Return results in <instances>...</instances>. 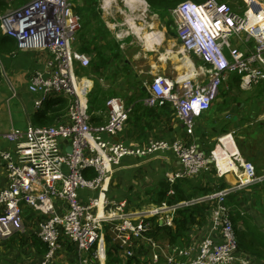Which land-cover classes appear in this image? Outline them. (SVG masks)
<instances>
[{
	"label": "built area",
	"instance_id": "2783aa9c",
	"mask_svg": "<svg viewBox=\"0 0 264 264\" xmlns=\"http://www.w3.org/2000/svg\"><path fill=\"white\" fill-rule=\"evenodd\" d=\"M245 2L247 8L243 13L218 0H183L169 9L178 31L181 52L200 58L202 65L186 67L187 72L182 76L156 74L146 83L148 96L144 103L150 106L171 103L187 135L194 131V119L212 105L227 74L237 73L242 87L264 81V6L257 1ZM117 23L110 27L116 29ZM147 26L150 29V25ZM80 28L81 17L71 0H0L1 31L13 38L20 50L43 53V60L38 58L42 67L34 69L29 79V90L40 93L34 107L39 109L52 95L68 99L64 120L51 125L29 123L24 131L14 128L0 131V139L13 144L11 149L0 148V160L8 179V185L0 188V238L21 231L23 207L40 212L43 217L39 220L37 235L46 245L41 264H49L63 238L72 241L81 254L101 241L103 222L118 220L119 230L132 239L143 240L155 250L152 260L156 263L161 252L158 242L147 234L151 229L149 219L155 218L170 226L179 208L207 201L212 206L211 229L222 240L216 242L205 236L195 247L173 246L165 256L166 263L261 264L256 257L239 249L233 213L228 204V196L234 189H242L259 179L250 161L240 162L233 187L177 203L162 201L134 213L124 210L125 201L116 202L113 209L105 211L106 203L109 204L104 197L105 184L114 167L127 156L145 157L162 150L171 151L179 167L168 176L170 183L197 175L212 161L215 164L218 161L213 152L207 155L195 142L113 140V136L123 131L132 113L131 105L119 96L106 99V120L92 124L86 87L81 81L85 79L75 71V63L81 68L90 65L87 53L74 48ZM127 32L119 29L116 37L122 40ZM242 32L255 40V50L245 52L230 44L229 37ZM165 54L172 55L167 51ZM88 169H93L95 176L87 177L85 171ZM83 189L95 190L98 194L85 204L80 198ZM56 199L65 203L61 213L57 210ZM126 253L131 255L132 250L128 248Z\"/></svg>",
	"mask_w": 264,
	"mask_h": 264
},
{
	"label": "crops",
	"instance_id": "0c3cea01",
	"mask_svg": "<svg viewBox=\"0 0 264 264\" xmlns=\"http://www.w3.org/2000/svg\"><path fill=\"white\" fill-rule=\"evenodd\" d=\"M113 1L115 0H102L101 9L106 10ZM220 1L228 3L238 13H243L247 8L245 0ZM235 1L238 3V10L233 3ZM252 1H257L264 6V0H248V2ZM143 2L144 8L137 0H123V8H119V12L126 16L131 34L138 41L128 32L122 40L116 37L110 41L108 36H99L97 41L106 44L102 52L106 62L103 66L92 67L94 73L92 76H90L91 74L82 76L80 71L91 68V59L96 47L87 54L90 57L88 67L81 68L78 63H75L76 73L85 79V81H81L86 87L85 97L91 117L101 123L106 120L105 105L95 108L88 103L91 92L101 93L106 97L119 96L131 105L132 113L123 131L113 136V140L125 143H145L151 139H163L169 142L180 139L195 142L208 155L213 152L218 157V164L212 161L207 169L200 171L197 175L170 183L168 176L179 167V163L171 151L162 150L145 157L127 156L118 166L114 167L110 179L105 184L104 197L109 202V204L106 203L105 211L113 209L114 203L125 201L124 210L134 213L136 210L158 205L162 201L177 203L193 197L195 194L199 195L198 193L233 187L237 182L236 170L239 168L240 162L250 161L254 163L255 170L257 168L256 174L259 179L253 182V185L250 184L251 186L234 189L228 196V200L235 211L232 215L247 214L246 216L252 219L264 232V81L242 88L237 73L227 74L226 79L223 80L226 81V84L220 90L218 89L219 94L217 93L210 108L195 118L194 131L191 135H187L183 123L176 116L171 103L167 102L163 106H150L144 103V99L148 96L146 83H149L156 74L169 76L176 73L175 76H179L180 73L187 72L186 67L189 66H186L185 63L197 67L202 65V60L193 54L181 52V42L174 22L171 23L167 20L163 29L152 30L153 25L147 21L146 11L152 13L155 18L160 19V16L152 10L146 0ZM73 5L75 8V4ZM135 11L142 12L143 24L130 17V14ZM149 17L151 18V16ZM169 17L170 13L168 19ZM130 21L131 23H129ZM171 24L172 26H170ZM147 25H150L151 30ZM104 26L108 30L107 25ZM173 31L176 32V36L171 35ZM242 33L236 36L238 41L242 40ZM243 34L245 37L242 45L239 48L234 47L245 52L255 50V40L248 34ZM139 42L143 46L141 51L145 57L147 52L158 51L161 54L158 60L167 61L174 58L180 62L182 67L177 68L178 73L176 70L154 68L156 64L151 65V69L145 72L139 69L134 61V58L141 54L140 50L134 48ZM167 42L168 45L160 51L163 44ZM108 47L110 48L108 49ZM125 47L126 50L123 49ZM166 51L172 55L168 57L165 54ZM38 58L43 60L42 52L20 50L15 40L0 29V131L8 132L13 128L24 131L29 123L38 125V117L49 116L50 109L54 108L55 100L59 97L67 99L65 96L52 95L43 101L39 109L34 107V101L40 96V93H32L28 85L34 69L42 67ZM194 61H198V64L195 65ZM160 66L165 67L163 63ZM125 70L128 73H125ZM4 77L8 79V82L4 80ZM19 87H23L20 93ZM24 92L27 94L26 97H22ZM236 94L251 95V97L248 99L232 98ZM64 115L57 121L64 120ZM41 120L39 119V123ZM249 125H252L254 129ZM220 137H223L222 140ZM0 148L11 149L13 144L0 139ZM85 172L88 173L87 177L93 172L95 173L93 169H88ZM7 185L8 179L4 165L0 160V188ZM199 189H203V191H198ZM169 190H172L173 193L170 194ZM161 193L164 194L162 199L160 198ZM97 194L98 191L83 189L80 192V198L86 204L91 197H96ZM175 198L180 200H175ZM55 202L58 212L61 213L65 207L64 201L56 199ZM191 207L192 209L187 210L188 212L182 216V219L187 216L191 218L187 220V229L184 235L177 242L169 243L166 238L155 239L161 252L156 263L152 260L155 250L148 247L143 240L132 239L128 233L119 230L118 220H114L103 222L101 241L93 244L81 254L78 253L72 241L66 237L63 238L61 246L49 264H108L107 250L112 252L110 264H167L165 256L170 253L173 246L195 247L205 236L220 242L221 237L210 226L209 215L212 206L206 201ZM181 211H177L173 215L172 224L169 227L174 230L176 226L173 221L180 218ZM42 217L40 212L23 207L21 231L6 238H0V264H41L46 251L39 250L40 246L46 247V245L37 235L39 220ZM158 223L165 225L160 221ZM150 224L152 227L151 220ZM236 225L241 227V222ZM128 248L132 250L131 255L126 253ZM260 261L264 263V261Z\"/></svg>",
	"mask_w": 264,
	"mask_h": 264
},
{
	"label": "trees",
	"instance_id": "16d2710c",
	"mask_svg": "<svg viewBox=\"0 0 264 264\" xmlns=\"http://www.w3.org/2000/svg\"><path fill=\"white\" fill-rule=\"evenodd\" d=\"M76 1H78V0H76ZM83 1H84L86 6L91 8V11H92V7H95L98 0H83ZM146 1L151 6L152 10L157 12L159 14V16L161 18H163L165 16H168L170 8L175 7L177 5V3H179L180 1H183V0H146ZM193 1L201 2L203 0H193ZM218 1H220V0H218ZM80 16H81V28H82L83 19H82V15H80ZM85 17H87V16H85ZM99 21H100V23L96 26L95 35L92 39V41H95V42L98 40L99 36L106 37L109 35L108 31L106 30V28L104 26V23L101 20H99ZM168 21L172 23V19L170 17H169ZM89 23H90L89 20H87L85 22V25H84L85 29H86V27H88ZM88 44L89 43H83L82 42V36L81 35H79L78 39H77V35H76V41L74 43L75 49H78V50L85 52L87 54L91 53L94 50L96 43H94L92 45H88ZM104 47H106V44L102 45L100 48L96 47L95 53H94V55L99 60L100 64H105V62H106V58L103 57V53H102ZM109 48L110 47H108V49ZM106 99H107V97L102 96L101 93L98 94V93L91 92L89 94L88 103L92 107L100 108V107L105 105ZM67 106H68L67 99L63 98V97H59L57 100L54 101V108L50 109V111H51L50 115L49 116H45V115L39 116L37 124L38 125H51V124L55 123L58 119H60L64 115V112H65ZM91 111L93 112V110H91ZM39 119H42L40 123H39ZM91 121L93 122V123L91 122L92 124L101 123V122L95 121L93 117H91ZM94 122H96V123H94ZM95 174L96 173L93 172L88 177H93V176H95ZM85 175L87 176L88 173L86 172ZM198 191H203V189H199ZM208 192L198 193V194L201 195V194H206ZM163 195H164L163 193L160 194L161 199L163 198ZM195 195L198 196L197 194H195ZM195 195H193V197H195ZM175 200H180V199L175 198ZM228 204L231 207V213L235 212L230 201ZM191 209H192V207H190V206H187V207L184 206V207H181L178 209V211H181V210L182 211L180 214V218L174 219V221H173L175 223V226H176L175 230H174V228L169 227L167 225H163V224L160 225L155 218H150L151 223H152V227L147 234L151 235V237H153L154 239H157V240H158V238H162V239L166 238V239H168L169 243L177 242L179 240V238L184 235V232L187 229V220L189 218H191V217L187 216L184 219H182V216L188 212L187 210H191ZM234 215H232L231 217H232L233 223L235 222L234 223L235 224L234 226H236L235 228H237L236 232H237L239 249L245 253L251 254V256H254L256 258L258 257L259 259L258 258L257 259H258L259 263H261L260 260L264 261V232L253 222L252 219H250L248 216H246L247 214L237 213L235 215V217L233 218ZM238 222H241V227L236 225V224H238ZM39 250L41 252H43L46 250V247L40 246ZM106 254H107V262H108V264H110L112 252L110 250H107ZM261 264H264V263H261Z\"/></svg>",
	"mask_w": 264,
	"mask_h": 264
},
{
	"label": "rangeland",
	"instance_id": "374dc122",
	"mask_svg": "<svg viewBox=\"0 0 264 264\" xmlns=\"http://www.w3.org/2000/svg\"><path fill=\"white\" fill-rule=\"evenodd\" d=\"M71 1L73 2V4H75V10L79 13V15H82V19H83L82 28L77 33V39L79 38V35H81L83 43H89L88 45H92V44L96 43L95 47H97V48H100L102 45H104L98 41H96V42L92 41V39L95 35L96 26L100 23L99 20H101L104 23V25L105 24L107 25L106 27H107V29H108L107 31L109 33L108 39H110V41H113V39H116V33L118 32L119 29L121 30V32L128 31L130 33L129 35L136 39V37L134 35H132L130 32V28H129L126 16L122 15L119 12V8H123V0L113 1L111 3V5L109 6V8H107L106 10L101 9L102 0H98L95 7H92V11H91L90 7L85 5L83 0H78V1L71 0ZM233 3L235 4V8H237V10H238V3L236 1ZM230 4H232V3H230ZM141 13H142L141 11H135L132 14H130V17L131 18L134 17V19L137 22H141V24H143V15ZM85 16H87V17H85ZM149 16H151V18ZM146 19H147V21H149L153 25L152 30H157V29H163V27L165 26V24L168 20V16H165L163 18L160 17V19H159V18H155L152 15V13L146 11ZM87 20H89L90 23H89L88 27H86V29H85L84 25H85V22ZM114 22H118L116 25V29H113L112 27H110V25H112V23H114ZM141 26H143V25H141ZM170 26H172V24ZM171 35L176 36V32L173 31V33ZM167 37H169V35H167ZM244 37H245V34L242 33L241 34V38H242L241 41H238L235 35L230 36L228 40L232 46H237L239 48L242 45ZM167 45H168V42L164 43L163 46L160 48V51H162V49L164 47H166ZM134 48H135V50H140V52H141L140 56H137L134 58V61L137 63L138 68L142 69L143 72L151 69V65L156 64V67H154V68L167 69V70L171 69L173 71L176 70L178 73L177 68L179 66H181L180 65L181 63L177 62L176 59L173 58V59H170L167 61H160V60H158V57H160L161 54L158 51L147 52V56L145 57L141 51V49L143 48V46L141 45V42H139V44L136 43ZM123 49L126 50L127 48L125 47ZM129 57L131 58V56H129ZM185 61H186V58H185ZM162 63L165 65L164 68H162L160 66V65H162ZM194 63H195V65H197L198 61H194ZM103 65L104 64H100L99 60L94 55L93 58L91 59V68L81 70L80 73L82 76H86V75H90V74H91L90 76H92V74H94L92 71V67L96 68V67L103 66ZM181 67H180V69H181ZM180 69H179V72H180ZM89 71H91V72H89ZM125 73H128V71L125 70ZM175 74L176 73L169 75V76H175ZM4 80L8 82V79H6V77H4ZM225 84H226V81H222V83L219 87V90ZM21 88H23V87H19V93L21 92ZM106 95H107V93H106ZM26 96H27V94L25 92L22 93V97H26ZM250 97H251V95L236 94L232 98H239V99L247 98L248 99ZM48 98H50V97H48ZM249 127L253 128L252 125H249ZM259 128H260V130H262L261 127H259ZM256 170H257V168H256Z\"/></svg>",
	"mask_w": 264,
	"mask_h": 264
},
{
	"label": "bare ground",
	"instance_id": "6f19581e",
	"mask_svg": "<svg viewBox=\"0 0 264 264\" xmlns=\"http://www.w3.org/2000/svg\"><path fill=\"white\" fill-rule=\"evenodd\" d=\"M138 2H139V4H141L142 6H143V8H144V2H143V0H137ZM257 4L256 3H254L253 4V6L255 7ZM234 10V9H233ZM235 11V10H234ZM130 18V17H129ZM134 18V17H133ZM131 19V18H130ZM132 21V20H131ZM131 21L129 22V23H131ZM264 21V20H263ZM173 22V21H172ZM133 23V22H132ZM132 27H134V25L132 24ZM186 57V56H185ZM187 59H188V57H186ZM185 65L186 66H189V67H192V66H190L188 63H185ZM180 76H182V73H180ZM245 87H249V86H244V87H242V88H245ZM195 120V119H194ZM206 153V152H205ZM207 154V153H206ZM208 155V154H207ZM215 155V154H214ZM215 157L216 158H218L216 155H215Z\"/></svg>",
	"mask_w": 264,
	"mask_h": 264
},
{
	"label": "water",
	"instance_id": "95a60500",
	"mask_svg": "<svg viewBox=\"0 0 264 264\" xmlns=\"http://www.w3.org/2000/svg\"><path fill=\"white\" fill-rule=\"evenodd\" d=\"M67 150H69V151H70V147H68V148H67Z\"/></svg>",
	"mask_w": 264,
	"mask_h": 264
}]
</instances>
